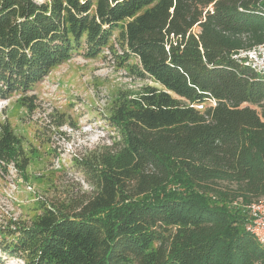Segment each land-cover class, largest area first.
Here are the masks:
<instances>
[{
    "label": "trees",
    "instance_id": "trees-1",
    "mask_svg": "<svg viewBox=\"0 0 264 264\" xmlns=\"http://www.w3.org/2000/svg\"><path fill=\"white\" fill-rule=\"evenodd\" d=\"M263 13L264 0H0V99L74 52L112 49L114 34L119 64L135 59L129 71L162 87L114 101L117 137L73 158L91 192L41 204L0 252L24 264H264L244 229V207L264 195V78L231 58L264 43ZM15 144L0 124V168Z\"/></svg>",
    "mask_w": 264,
    "mask_h": 264
},
{
    "label": "rangeland",
    "instance_id": "rangeland-1",
    "mask_svg": "<svg viewBox=\"0 0 264 264\" xmlns=\"http://www.w3.org/2000/svg\"><path fill=\"white\" fill-rule=\"evenodd\" d=\"M115 37L112 49L96 58L74 52L31 90L0 99V124L16 141L11 163L0 168V241L28 225L41 213V204L66 206L89 194L92 189L73 158L110 145L117 137L107 121L114 101L134 98L145 87L162 89L129 71L135 59L119 64L122 51ZM210 105L207 102L200 111ZM237 206L238 202L231 205ZM0 264L24 263L0 252Z\"/></svg>",
    "mask_w": 264,
    "mask_h": 264
},
{
    "label": "built area",
    "instance_id": "built-area-1",
    "mask_svg": "<svg viewBox=\"0 0 264 264\" xmlns=\"http://www.w3.org/2000/svg\"><path fill=\"white\" fill-rule=\"evenodd\" d=\"M264 16V13L262 14ZM231 58L241 65L249 66L255 73L264 78V43L254 46L247 50H239L232 54ZM210 106H215V102H211ZM203 106H195L201 110ZM240 203V200L235 203ZM246 210L247 219L244 224V229L256 241L264 245V195L251 202L244 207Z\"/></svg>",
    "mask_w": 264,
    "mask_h": 264
}]
</instances>
